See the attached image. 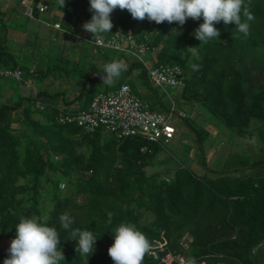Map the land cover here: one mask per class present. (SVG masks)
I'll list each match as a JSON object with an SVG mask.
<instances>
[{
	"label": "trees",
	"instance_id": "obj_1",
	"mask_svg": "<svg viewBox=\"0 0 264 264\" xmlns=\"http://www.w3.org/2000/svg\"><path fill=\"white\" fill-rule=\"evenodd\" d=\"M11 3V12H20L18 4ZM58 8L61 27L72 26V31L80 17L85 23L93 14L90 0H65V7ZM120 11L115 13L114 9L110 14V32L130 28L137 40L157 47L153 65L180 67L184 73L182 98L202 105L236 135H251L250 127H264V0H251L255 19L249 23L247 38L234 23L220 21L214 22L221 33L219 39L207 43L194 36L204 22L202 17L188 18L183 26L177 22L155 23L154 34L148 37L147 18L133 19L127 10ZM7 18L0 12V66L21 68L20 56L6 44ZM61 33L70 37L65 31ZM81 43L100 50L92 43ZM101 51L108 55L107 51L113 50ZM76 55L74 59L55 56L58 64L45 67L46 71L36 70L39 78L51 75L52 67H57L59 78L65 74L76 80L78 73L75 94L68 96L57 89L29 90L17 100L0 102V240L15 238V226L21 218H35L59 231L58 248L65 256L60 264H85L75 251L77 242L67 239L70 232L59 229V216L67 213L74 218L73 228L93 231L97 237L88 264H114L108 249L121 223L134 224L152 246L160 243L159 256L170 251L195 260L258 264L260 255L253 256L252 250L264 241V145L257 158L239 168L207 169L211 176H194L185 166H177L169 179L146 174L144 167L159 145L150 144V153L140 152L145 141L139 135L116 138L101 127L89 131L56 120L58 102H77L83 107L92 97L89 83L104 74V66L85 63ZM120 56L112 59L108 55L107 63L118 61ZM194 64L199 70H193ZM135 78L145 89L142 97L148 109L166 113L169 107L162 101L163 94L147 80L140 61L132 59L127 71L107 89L126 82L134 91ZM84 92L86 98L79 100ZM37 99L44 104L42 109L34 107ZM203 138L196 132L194 149L202 160ZM247 169L252 172L247 173ZM234 170L243 171L239 175L228 173ZM61 183L66 185L64 189L59 187ZM109 213L113 214L111 224ZM184 234L190 237L185 248L181 245ZM8 256L7 250H0V264ZM143 264H157V260L145 255Z\"/></svg>",
	"mask_w": 264,
	"mask_h": 264
},
{
	"label": "rangeland",
	"instance_id": "obj_2",
	"mask_svg": "<svg viewBox=\"0 0 264 264\" xmlns=\"http://www.w3.org/2000/svg\"><path fill=\"white\" fill-rule=\"evenodd\" d=\"M119 12H121L120 9H115V13ZM48 14L49 12H47L43 17L37 18L35 21H40L41 18L50 20ZM11 18H16L17 21H14ZM29 21L30 22H28L27 18L25 16L23 17L21 14L17 15L15 11H13L11 17L9 16L5 21L7 25L6 30H9V33L13 34V31L15 34V32L18 31L20 34H23L21 36H24L23 41L19 39L12 40L10 37H6V44L8 47H11L14 53L17 56H20L19 60L21 67L23 68V74H26V68L32 67L34 70L42 69L46 71L45 67H51L54 64L59 63V60L55 59L54 57L59 56L60 45L55 46L52 44V41L35 42L37 35L33 29L30 28V24H35L36 22L32 20ZM50 21H52V19ZM153 27H155V22L149 21L146 27L148 37L154 34ZM33 43H35V46L32 48L30 45ZM73 44L74 45H72L71 48H67L68 50L66 49L67 53L65 52L63 54L64 57L67 56L68 58L72 59L73 55L75 56L77 54L78 49L85 47V44L83 43L74 42ZM107 52L108 55L112 57V59H115L117 56H119V54H122L118 61L126 65V67H129L132 59L138 61L134 56L123 51L113 50ZM147 53L148 51H146L145 55L141 54L140 58L144 64H146L147 61H149L150 64H153V60L148 58ZM76 58H79V56ZM50 69L51 75L49 74L43 78L37 77L35 85L38 87H45L47 91H55L56 89L59 90V88H61L65 90L67 93L66 95L68 96L75 94L76 90L74 91L71 88L73 86L76 88L79 86L78 73H75L76 80H72L70 77L73 76L71 75L73 72L70 73V77L69 75L66 76L63 74L61 78H59L57 77V72H59L57 67H52ZM135 72L136 70H133V73ZM36 76H39L38 72H36ZM65 81L69 82L70 87L66 86L67 83H65ZM133 81L135 82V90L133 92L139 99H141V101H145L146 99L142 97V94L145 93L143 85L137 78L133 79ZM16 83L17 82L14 80V78L10 76H0V102L5 101L7 90H11V100L18 99L19 90ZM59 83L62 85L59 86ZM88 86L90 87V94L92 95L97 91L108 90L107 88L110 87L109 85H103L101 78L97 79L93 83H89ZM163 92L164 93L162 94L165 96L162 98L163 103L167 101L168 95H170L173 100H177L178 98V95L176 97V90L174 88L164 86ZM86 95L87 92H84L83 95L80 96L79 100L83 101V99L86 98ZM7 100H9V98L6 99V101ZM175 106V113L169 115L168 117L169 123L175 128V133L167 143H164L163 146L156 148V151L152 155L149 164H147L144 168L148 173L151 172L158 177H170L177 166H185L194 176H211L207 169L218 171L225 170L226 168L236 169L237 167H241L239 165H243V163L247 164L249 161H252L253 158H257L260 152H262V146L264 145V127H260L258 130H255V127H250L251 135L244 134L243 136H239L233 133L229 127L225 126V124L219 118L208 114V112L204 110V107L200 104L197 105L196 103L194 106L193 101L178 99V102ZM192 109L194 110V115L190 114ZM178 110L184 111L187 114V117L179 118V116L176 115ZM196 132L201 133L202 137H204L201 143L204 151V160H202V157L198 153H194L193 155L187 154L190 148H194V144L197 143ZM242 171L243 170H234L233 172L231 171L228 173L239 175L242 173ZM246 172L249 173L252 171L251 169H247ZM76 199L77 201H80V198ZM11 241L12 239L10 238L1 239L0 250H8ZM252 254L253 256L260 255L258 257V264H264V241L260 244L258 249L256 248V250H252Z\"/></svg>",
	"mask_w": 264,
	"mask_h": 264
},
{
	"label": "clouds",
	"instance_id": "obj_3",
	"mask_svg": "<svg viewBox=\"0 0 264 264\" xmlns=\"http://www.w3.org/2000/svg\"><path fill=\"white\" fill-rule=\"evenodd\" d=\"M63 9L65 0H57ZM127 10L133 19L154 21L161 24L177 22L183 26L188 18L203 23L195 29L194 36L201 43L219 39L221 33L214 27V22L223 21L225 25L234 23L236 30L247 38L250 35L249 23L255 19L251 11V0H90V21L82 28L100 36L113 28L110 14L114 9ZM194 47L189 48L191 50ZM193 70H199L193 65ZM127 71L126 65L120 61H112L104 65L101 79L103 85L111 86L122 73ZM61 189L65 184L59 185ZM112 213H109L108 223L111 224ZM59 229L69 231V240H75L76 253H79L88 264V258L95 251L97 237L93 231L73 228L74 218L67 213L59 216ZM16 236L8 248L9 256L4 264H60L65 261L61 248V236L56 227L41 224L35 218H21L15 226ZM152 244L145 234L134 224L121 223L114 231V243L109 247L108 254L114 264H143L146 253L150 252ZM190 264H195L191 261Z\"/></svg>",
	"mask_w": 264,
	"mask_h": 264
},
{
	"label": "built area",
	"instance_id": "obj_4",
	"mask_svg": "<svg viewBox=\"0 0 264 264\" xmlns=\"http://www.w3.org/2000/svg\"><path fill=\"white\" fill-rule=\"evenodd\" d=\"M18 4L22 15L32 18L34 15H43L53 0H7ZM53 28L60 32L70 34L77 40L92 43L101 49L118 50L129 53L138 61L142 62L141 54L151 50L143 40H137L133 36L132 29L113 30L107 34L90 37V32L85 31L82 26L78 30L72 31L73 27L64 29L60 23H53ZM144 64V63H143ZM145 75L150 84L162 89L164 86L179 88L183 86L184 73L177 65H147L144 64ZM0 75L13 76L26 88H32L27 79L22 78V71L19 67L12 69H0ZM44 104L37 99L34 107L42 109ZM56 120L59 123H75L85 130H92L101 127L105 131L115 135L116 138L139 135L145 143L139 147L140 152H151L150 144L155 143L163 146L173 136L175 129L169 123L168 117L173 114L172 108L166 113L150 110L146 103L142 102L130 89L126 82L119 83L116 87L108 90L95 92L87 103L81 107L77 103L64 105L56 104ZM179 117H184V113H177ZM167 179V178H165ZM190 240L189 235L184 234L181 245L185 248ZM161 244L152 246L150 252L146 253L152 259L157 260V264H225L220 260H195L192 257L181 253L166 251L158 255Z\"/></svg>",
	"mask_w": 264,
	"mask_h": 264
},
{
	"label": "crops",
	"instance_id": "obj_5",
	"mask_svg": "<svg viewBox=\"0 0 264 264\" xmlns=\"http://www.w3.org/2000/svg\"><path fill=\"white\" fill-rule=\"evenodd\" d=\"M11 5H12V3L11 2H8L7 0H0V12H3V15L4 16H6V17H11V15H12V12H11ZM50 6V7H49ZM49 10L48 11H46L43 15H34L32 18H28V17H26L27 18V21L28 22H30L29 20H32V21H34V22H36L35 24H30L31 26H30V28L31 29H33V31L35 32V34L37 35L36 36V39H35V42H39V41H44V42H47V41H52L53 43V45H60L59 46V48H60V53H59V55H62L63 56V54L66 52V49L67 48H71V46L72 45H74L73 43L74 42H76V43H81L82 41H78L76 38H74L73 36L72 37H64L63 35H62V33L59 31V30H57V29H55V28H53L51 25L53 24V23H57L58 21H59V19H60V16H61V11L59 10V8H58V3H57V0H53V1H51L50 2V4H49ZM16 12V14L17 15H19V14H21L20 12H18L17 10L15 11ZM47 12H49V14H48V17H49V19L51 20L52 19V21H50V20H45L44 18H41L40 19V21H35L37 18H39V17H43ZM22 15V14H21ZM23 17H24V15H22ZM11 19H13V18H11ZM14 21H17L16 20V18H14L13 19ZM82 24H84L83 23V19L80 17L77 21H76V24H75V26H76V29H75V32L77 31V28H79V27H81L82 26ZM7 26V25H6ZM29 29V28H28ZM49 33H48V32ZM8 32H9V30H8ZM12 35H10L11 33H7V34H9V35H7L8 37H10V39H12V40H17V39H19V40H21V38H20V32H15V34H14V32L12 31ZM19 34V35H18ZM23 35V34H22ZM6 36V37H7ZM49 37V38H48ZM23 38H24V36H23ZM68 43H70V44H68ZM30 46H32V48L35 46V43H33V44H31ZM83 48H85V49H83ZM156 48L157 47H152V49L151 50H148V53H147V56H148V58L149 59H152L153 60V62H154V57H155V53H156ZM68 50V49H67ZM102 49L100 48V50L98 51L95 47H92V46H90V45H85V47H81L80 49H78V51H77V54H79V57H83L84 58V62L85 63H94L96 66H104L105 64H107V56L105 55V53L103 52V51H101ZM71 52V51H70ZM67 53V52H66ZM143 55H145V53L143 54ZM67 57V56H66ZM125 57V56H124ZM127 58V57H126ZM143 59H144V56H143ZM152 62V63H153ZM19 63H20V60H19ZM146 63V62H145ZM147 65H152L153 66V64H150V62L149 61H147V63H146ZM16 67H18V66H16ZM35 67V66H34ZM20 68V67H19ZM0 69L1 70H3V69H6L5 67H3V66H0ZM22 67L20 68V70L22 71ZM37 69V68H36ZM33 71H35V72H33ZM33 72V73H32ZM25 73L26 74H23V72H22V78L24 79H27V81L29 82V83H31V86H32V88H30V89H28V88H26L25 86H23L20 82H19V80L18 79H16V78H14L13 76H10V77H12V78H14V80L17 82L16 84H17V87H18V90H19V95H22L24 92L26 93V92H28L29 90L30 91H32L33 93H35V91H47L46 90V88L45 87H38V86H36L35 85V81H36V78H37V76H36V70H34V68H32V67H30V68H26V70H25ZM0 76H4V75H0ZM9 76V75H8ZM32 76H33V78H32ZM91 77H92V75H91ZM33 79V80H32ZM40 81H42V80H40ZM65 83H67L66 84V86H69L70 87V84H69V82H65ZM62 84H60L59 83V86H61ZM72 87V86H71ZM77 88H78V86H77ZM77 88L75 87V86H73L71 89L72 90H77ZM172 88V87H171ZM156 89V88H155ZM175 90H176V97H177V95H178V98H177V100H173L172 98H171V96L170 95H168L167 96V101L166 102H164V104H165V106H166V108H172V110L173 111H175L176 109V103L178 102V99H184V98H182V96H181V94H180V91H181V89H182V87H179V88H174ZM59 90H64V89H61V88H59ZM158 91H160V92H162V93H164L163 92V88L162 89H160V88H158L157 89ZM65 91V90H64ZM102 91V90H101ZM133 92V91H132ZM134 93V92H133ZM11 90L9 91V90H7L6 91V95H5V98L6 99H11ZM67 94V93H66ZM135 94V93H134ZM136 95V94H135ZM163 97H165L164 95H163ZM5 99V100H6ZM141 100V99H140ZM142 102H144V101H142ZM59 103V102H58ZM74 103H77V102H72V104H74ZM144 103H146V102H144ZM190 103H192V102H190ZM196 103L197 102H194L193 101V104H194V106L196 105ZM147 104V103H146ZM148 105V104H147ZM197 105H198V103H197ZM177 113H184L185 115V117L184 118H186L187 117V114L184 112V111H182V110H178L177 112H176V114ZM190 114H192V115H194L195 113H194V110L192 109L191 110V112H190ZM172 115V114H171ZM178 116V115H177ZM179 118H182V117H179ZM175 129V128H174ZM175 133V132H174ZM173 137V136H172ZM194 153H196L195 152V149L192 147V148H190V150L187 152V154H190V155H193ZM145 168V167H144ZM144 172L146 173V174H151V172L150 173H148L147 171H145V169H144ZM164 177H166V178H168L169 179V176H164Z\"/></svg>",
	"mask_w": 264,
	"mask_h": 264
}]
</instances>
